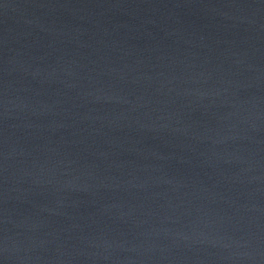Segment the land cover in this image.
<instances>
[{
	"label": "water",
	"instance_id": "95a60500",
	"mask_svg": "<svg viewBox=\"0 0 264 264\" xmlns=\"http://www.w3.org/2000/svg\"><path fill=\"white\" fill-rule=\"evenodd\" d=\"M0 264H264V0H0Z\"/></svg>",
	"mask_w": 264,
	"mask_h": 264
}]
</instances>
